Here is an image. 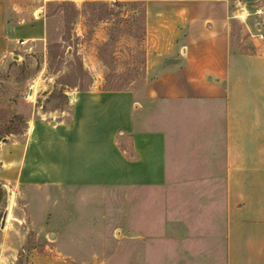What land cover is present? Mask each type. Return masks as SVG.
<instances>
[{"label": "rangeland", "instance_id": "1", "mask_svg": "<svg viewBox=\"0 0 264 264\" xmlns=\"http://www.w3.org/2000/svg\"><path fill=\"white\" fill-rule=\"evenodd\" d=\"M226 5L216 6L215 13L220 26L230 20L226 30L230 29L234 51L263 64L253 76L250 72L257 69L242 71L249 83L241 87L249 91L253 84V92L260 91L264 99V40L252 35L264 33V0H229ZM177 7L119 0L80 5L64 0L48 5L42 40L34 47L21 42L13 51H0V158L6 143L27 141L36 120H61L70 111L73 97L91 90L133 92L148 103L143 116L152 124L159 126L168 112L165 123L199 128L203 140L209 118L186 116V107L193 108L192 104L159 108L163 86L154 82L160 72L152 66L159 60L156 56L180 55L185 21ZM249 97L250 106L259 103L264 108V100ZM128 143L123 145L128 148ZM192 150L200 165L208 162L203 149ZM219 152L216 158L222 160ZM186 167V172L194 171L192 165ZM1 176L0 264H264L263 227L246 229L256 242L252 249L244 242L245 229L236 230L241 232L235 238L236 254L230 253L229 245H214L199 237L207 235L208 223L222 211L225 180L119 186L102 198L89 195L93 190L53 187L54 200L49 201L40 193L44 189L30 191L15 175L9 180ZM74 233L71 239L69 234Z\"/></svg>", "mask_w": 264, "mask_h": 264}, {"label": "crops", "instance_id": "2", "mask_svg": "<svg viewBox=\"0 0 264 264\" xmlns=\"http://www.w3.org/2000/svg\"><path fill=\"white\" fill-rule=\"evenodd\" d=\"M56 1L64 0H0V51H13L21 42L23 46L31 42L34 47L42 40L49 20L44 10ZM70 1L80 5L116 0ZM119 1L178 5L181 21H185L181 24L184 39L180 55L169 59L156 56L159 60L152 67L160 73L154 82L163 86L160 109L189 103L194 107H186V116L209 118L203 140L199 128L165 123L168 112L159 126L152 124L149 117L143 116L148 103L141 102L133 92H79L61 120L38 119L31 124L27 141L5 144L0 158L1 177L9 180L15 175L30 191L35 187L44 189L40 193L49 201L54 200L50 194L53 187L93 190L89 195L102 198L106 191L119 186L225 180L222 211L208 223L207 235L199 237L214 245H229L230 253H235V238L241 236L236 230L245 229L243 235L248 237L244 242L252 249L256 242L248 231L264 229V108L259 103L256 108L250 106L248 95L249 100L264 99L260 91L253 92V84L249 91L241 86L249 83L242 71L257 69L250 72L253 76L263 64L234 51L230 29L226 30L230 20L219 25L215 7L226 8L229 0ZM243 78L246 81L242 83ZM193 132L195 137L188 136ZM127 140L128 148L123 145ZM218 141L220 147L216 149ZM193 148L196 152L203 149L208 162L203 160L200 165L199 159L192 158ZM217 150H221L222 160H217ZM186 165H192L194 171L186 172ZM69 236L76 237L75 233Z\"/></svg>", "mask_w": 264, "mask_h": 264}, {"label": "built area", "instance_id": "3", "mask_svg": "<svg viewBox=\"0 0 264 264\" xmlns=\"http://www.w3.org/2000/svg\"><path fill=\"white\" fill-rule=\"evenodd\" d=\"M254 37H257V38H259L260 40H264V33H262V32H259V33H257V34H252ZM22 44H23V42H22Z\"/></svg>", "mask_w": 264, "mask_h": 264}, {"label": "water", "instance_id": "4", "mask_svg": "<svg viewBox=\"0 0 264 264\" xmlns=\"http://www.w3.org/2000/svg\"><path fill=\"white\" fill-rule=\"evenodd\" d=\"M7 217H8V213L6 212L5 215H4V218L2 220V226L4 227L5 225V222L7 221Z\"/></svg>", "mask_w": 264, "mask_h": 264}, {"label": "trees", "instance_id": "5", "mask_svg": "<svg viewBox=\"0 0 264 264\" xmlns=\"http://www.w3.org/2000/svg\"><path fill=\"white\" fill-rule=\"evenodd\" d=\"M72 2V1H71ZM72 4L76 5L74 2H72Z\"/></svg>", "mask_w": 264, "mask_h": 264}, {"label": "bare ground", "instance_id": "6", "mask_svg": "<svg viewBox=\"0 0 264 264\" xmlns=\"http://www.w3.org/2000/svg\"><path fill=\"white\" fill-rule=\"evenodd\" d=\"M9 214V213H8Z\"/></svg>", "mask_w": 264, "mask_h": 264}]
</instances>
